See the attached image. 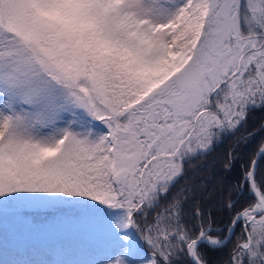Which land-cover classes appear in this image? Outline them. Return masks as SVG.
Wrapping results in <instances>:
<instances>
[{
	"label": "snow or ice",
	"instance_id": "1",
	"mask_svg": "<svg viewBox=\"0 0 264 264\" xmlns=\"http://www.w3.org/2000/svg\"><path fill=\"white\" fill-rule=\"evenodd\" d=\"M257 112L264 0H0V264H264Z\"/></svg>",
	"mask_w": 264,
	"mask_h": 264
},
{
	"label": "trees",
	"instance_id": "2",
	"mask_svg": "<svg viewBox=\"0 0 264 264\" xmlns=\"http://www.w3.org/2000/svg\"><path fill=\"white\" fill-rule=\"evenodd\" d=\"M264 119V113L257 112L252 115L249 119V128L255 127L259 122ZM230 147L229 142H225L223 145L217 147L216 151L209 155L203 163H206L213 167L216 171L220 170L221 164L228 152ZM220 217H218L219 219ZM223 258L220 253H209V260L212 264H217L218 261H221Z\"/></svg>",
	"mask_w": 264,
	"mask_h": 264
}]
</instances>
